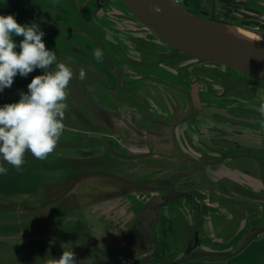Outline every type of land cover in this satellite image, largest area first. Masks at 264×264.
I'll return each instance as SVG.
<instances>
[{
	"label": "rangeland",
	"instance_id": "obj_1",
	"mask_svg": "<svg viewBox=\"0 0 264 264\" xmlns=\"http://www.w3.org/2000/svg\"><path fill=\"white\" fill-rule=\"evenodd\" d=\"M83 1L84 0H12L10 3L7 2V4H5L6 9L0 8V15H14L17 22L20 24H29L30 20V24L33 22L41 24L42 27H40V29L45 33L43 40L46 47L56 53L58 62H63L71 67L74 73L73 79L70 81L67 89V104H69V99L76 95L73 85L78 84L80 85L79 90L85 91V84L90 85L89 82L87 83L88 79H90V82L92 80L94 84L101 76H99L101 71L97 66H103L106 63L104 58L102 63H98L95 60L93 57V50L98 47L95 44L94 37H92L93 33L87 26L83 25V22L82 24L80 20L76 18L75 12ZM182 1L192 9L209 8L208 0ZM2 2L4 1L0 0V7H5ZM214 6L216 16L223 21L264 30V0H214ZM115 8L129 15L126 8L123 7L122 9V7L120 8L117 5ZM115 10L114 8L106 7L105 10H99L92 14L93 17L94 14L95 16L97 14L101 20H97L96 22L101 24L99 26H101L103 32H105L103 42L108 48L112 59L115 63L119 62L121 66L124 63L123 68L128 72L127 77L130 79H135V77L138 79L141 78L140 73L143 72L144 76H142V79L145 78L149 72H156L162 77V80H160L161 83H165V85H170L169 83H171L173 88L180 89L182 90L181 92L187 90L189 113L198 111L200 115L203 114V118L199 120H197L195 116L191 117V120H195L194 123L199 122L197 123V125L199 124L198 126L195 124V129H198L195 133L200 137H203L201 136L203 132H207L210 136H215L212 127L214 123L219 122H216L213 116H211L214 110L220 109L224 110L226 113L229 112V114L247 115L252 107L259 109L261 103H264L263 79L244 76L220 65H211L209 63L199 64V62H187L186 65H179L178 61L184 59V56L179 55L176 56V58H165V64L181 67L182 80L184 83H187L184 84L178 80V77L174 73L168 71L169 68L165 69L164 66L154 64L146 66L137 65L134 67L132 64H127V61H131L133 58V56H129V49L136 50L137 48L139 50L141 46H143L141 43L142 39L136 35L131 38L130 32H124V30L131 31L134 28L132 22H125L127 19H119L117 26L115 25L114 19H112V17L114 18L116 15L114 14V12H116ZM87 15L89 16L88 12L86 10L83 11V18H86ZM139 25L140 24H136L135 27ZM121 28L123 30H121ZM113 30L115 32H113ZM16 37L14 36L13 39L17 45H19L23 37ZM114 37L118 39L122 46ZM62 44L63 46H61ZM64 44L67 46H64ZM15 50L17 52L20 51L19 47ZM58 53L61 55H58ZM64 53L65 55H63ZM80 55L81 58L79 57ZM153 57L155 58L156 55L154 54ZM82 69L85 73H88L87 76L85 75L83 78L80 76ZM110 72L113 75L111 70ZM42 74V70L36 69L27 77L17 75L14 78L13 85L22 86L26 93L28 91L27 85L31 82L33 77ZM108 80V84H102L109 90L108 92L103 91V93H99L100 90H91V93L93 97L98 94L103 95V102L111 105L114 110H118L115 109L116 106L109 100V97L112 101L114 99L118 100L123 94V88L115 89V81L111 79ZM181 84H184L186 88L181 87ZM92 89H94V87ZM124 95L126 97L127 93H124ZM125 97L122 96L121 99L129 103L130 100H125ZM179 97L180 95L174 91L172 94L173 101L179 103L177 101L180 99ZM75 98L76 100L74 101H76L77 105L78 97L75 96ZM19 99L20 98L4 89L3 92H0V107L6 103L18 102ZM129 104L132 105L131 103ZM81 106L82 105H78L76 110L82 109ZM173 108L174 114L178 111L181 112L180 115L185 113V110H181L183 106L181 108L180 105L174 104ZM71 111L74 112L75 110L71 109ZM122 111L125 112V110ZM146 112L149 113L151 118H155L157 115L154 109ZM77 113L79 112L77 111ZM252 114L255 115L253 112ZM222 115L227 117L226 114ZM240 116H234V118L238 120L236 122L245 124L243 127L237 125V132L238 130L245 131L247 118L246 116ZM258 116L257 122L259 120L264 121V117L261 118L259 114ZM227 119L232 121L230 118ZM75 120H77L79 124H82V129L85 131V133H78V137L83 135L96 137L94 135V128L100 129L98 125L82 123L79 118ZM119 122L115 120L113 124L118 125ZM257 122L254 124L259 126ZM172 123L174 124L175 121H172ZM234 123L235 122L232 124L234 125ZM152 126L151 124L150 128H152ZM168 127L170 128L169 123ZM72 128V126L65 123V130L58 143L65 144L67 142H72L70 141L72 139L70 135V132L73 130ZM155 128L161 129L160 126H155ZM221 128H223L225 132H229L227 135L228 138L224 136L225 134L222 135L221 133L219 137L221 140L219 141L220 146H214V144L212 145L210 142L206 141H211L213 137H209V139L207 137L203 138V140L206 141L204 147L205 152L215 151L216 154L214 155L218 156L225 150H236L233 144L227 142V140L230 139L236 138V141L242 145L249 143L246 136L241 137L231 132L234 127L230 128L225 125L220 127V129ZM117 129L120 131L121 127H117ZM152 130L154 129L152 128ZM161 130L165 129L163 128ZM258 134L264 135V131ZM127 136L131 137L132 133L130 132ZM214 141L217 142L216 140ZM256 143L259 146L264 144L260 142ZM87 144L95 145L96 142L93 139H89ZM225 144L230 146H226ZM240 147L243 149L245 148L244 146ZM78 150L79 148L70 149L69 147L65 148L64 146H58L55 151L43 161L34 158L31 153H26V163L23 165L22 171L20 172H17L15 168L7 163L0 161V164L8 169L7 175H0V264H38L50 257L54 252H61L62 248L65 247L68 249L67 251L72 250L76 255V260L79 261L102 260L106 262H123L127 260V249L125 247H120L122 246V242L115 241L109 234V229L112 227L111 221L99 215H107L108 213H103L104 211H101V207L98 208L96 206L97 204L91 205V203L101 200L100 190L116 188L118 184L116 182L118 180L113 174L122 173L121 175L123 177L133 180H135L136 174L134 175L132 171L126 173L125 169L120 167V162L114 159L109 153L104 152L99 155L94 154L91 158L84 160L83 162L85 163L90 161V163L84 167V171H91L90 174L88 177H84L74 184H71L69 179H65L64 171H70L72 174L77 171L71 169L74 167V161L70 157L82 155ZM57 154L58 156L61 155L60 159L56 160L55 163H51V160L54 161ZM206 155L212 156L209 153H206ZM258 155L263 157L264 151L263 153H257V156ZM78 162H80V160ZM165 162L166 160H162L161 164H165ZM156 164L158 163L156 162ZM126 165L129 166V163ZM54 166L55 168L58 167L55 171H53ZM134 167L138 168V163H136ZM121 169L124 170V172ZM172 171L180 172L181 169L176 164H173ZM262 174L264 176V172ZM43 176L48 177L49 180L50 177L59 178L60 176L61 178V176H64L65 180L62 181L61 185L58 184V180L55 186H52L51 184L47 185L41 183L43 181ZM176 177L180 178V174L176 175L173 181L176 180ZM61 180L62 179H60V181ZM65 191H70L71 194L69 193V195H67L68 192L66 193ZM172 201L176 202V199ZM19 203L23 204V206H17ZM99 203L102 205V202ZM189 206H191V203ZM96 207L98 209H96ZM178 207L180 208L181 204H179ZM173 223H176V219H173ZM248 233L249 228L246 230V234ZM246 234L237 241L235 246H238L244 240ZM177 245L174 233L172 230L168 229V254H170ZM250 252L251 251L244 249L236 256L230 257V259L228 258V261L223 262L224 260H221L219 264H228V262H230L229 264L243 263L245 261H240L241 259L246 257L253 258ZM164 257H166V254H164Z\"/></svg>",
	"mask_w": 264,
	"mask_h": 264
},
{
	"label": "water",
	"instance_id": "obj_2",
	"mask_svg": "<svg viewBox=\"0 0 264 264\" xmlns=\"http://www.w3.org/2000/svg\"><path fill=\"white\" fill-rule=\"evenodd\" d=\"M88 1L89 0H84V2L79 6L76 18L80 20V22L87 24L88 27L94 30V33L92 32L93 33L92 37H94L95 44L97 45L98 48H101L104 51L105 53L104 56L108 61V64H110L111 68L113 69L115 77L117 78V84H115V89H119L121 87L123 88L125 86L124 84L125 79L119 67L113 63L108 48L104 44L98 29L96 28V26H94V24L90 22H85L81 18L80 15L81 10L88 3ZM118 1L129 12L130 19L132 20L133 18L136 23L140 24V26L142 25L141 27H143L145 32L150 34V37H152L154 43L165 45L169 48V52L167 55L159 54L158 52H156L155 55L156 56L159 55L158 60L156 61L158 65L163 64L162 61L164 57L176 58V56L181 55L184 56V59L178 61L180 62L178 63L180 65L181 64L186 65L187 62L190 63L199 62V64L209 63L211 65H220L223 67H227L229 70L236 71L237 73H240L244 76L264 80V30L218 21L214 19L213 15L211 16V18L197 16L191 13L190 11H188L187 9H185L184 7H182L176 0H118ZM157 7L160 9V11L155 10ZM140 38L141 39L145 38V35H141ZM140 49L142 50V48ZM135 53L139 54V51ZM87 74L88 73L86 72L85 75L87 76ZM88 82L90 83V85L85 84L86 87L85 91L79 90L80 85L78 84L73 85V89L76 95H74L73 98L69 99L68 102L69 110L66 112V120L64 122L67 125L72 126L73 127L72 129L81 130L78 131V133L80 132L85 133V131H83L82 129V124L81 123L79 124V122L75 120L78 118L82 121V123L88 124L87 121H90L92 125H98L100 129L94 128V130L97 131L96 133H94L96 137H92L95 139L94 140L96 142L95 145L87 144L88 140L86 135L78 137L77 143L74 142L72 139L70 140L72 142H67L65 144L58 143L57 147L64 146L65 148L69 147L70 149L79 148L78 152L82 153V155L70 157L74 161V167H72L71 169L77 171H75L72 174L70 171L65 170L64 171L65 179H69L71 181V184H74L76 181H79L84 177H88L91 171H84L85 170L84 167H86L87 164L90 163V161L87 163L83 161L91 158L94 154L99 155L100 153H104V152L109 153L114 157V159L120 162V167L121 168L123 167L126 173L128 171H132L134 175L136 174L137 176H139L137 177L135 175V180H133L130 178L123 177L121 175L122 173L113 174L114 177L118 180L116 182L118 183L116 188H110L109 190H103V189L100 190L99 193L101 200L91 203V205L97 204L96 206L99 208V206L101 205L99 202L105 204L108 201H113V199L115 200L119 199L120 201L126 200L125 204L129 203L132 206L131 210L134 212L133 220L131 221V223L129 224V226L122 235H114L111 230L112 227L111 229H109V234L111 235V238L114 239L115 241L117 240L122 242L121 243L122 246L120 247H125L127 249L126 255L128 256V258L123 262H108V264H151L154 262H156L154 264H174L179 261L190 258L225 260L227 258L237 255L241 250L245 248V246L252 239H254V237L258 236L259 234H264V225H256L250 227L249 233L246 234L244 240L238 246L234 245L220 250H213L207 248L195 250L199 242L198 222L201 214V204L198 201V199L195 197L193 193L189 192L187 189L179 187L176 182H175L176 184L172 182V184H170V186H167L166 188L160 187L159 189L161 190V192L159 194H153L155 187L152 186H154V184L160 183L161 181H164L165 179H168L169 175L171 174L169 173V171L172 170L169 169L170 167H166V164H161L162 160H168L169 158L166 152L160 151L159 149L160 146L158 147L159 139H156L154 137L156 135L158 136L159 133L163 134L165 132L152 130V128L148 126L149 122L147 123L146 126H141L140 128H136L133 125V122H129V123L119 122L120 123V124L118 123L119 126L114 125L113 121H115V119L113 120V118H115L116 115L120 114L119 109L121 108L120 104L119 105L117 104L118 100L117 99L113 100L114 102H116L115 105L116 107L115 106L114 107L115 109L118 110H114L112 106H109L111 108H108L109 104L104 103L100 99L101 94H98L95 97H93L91 90L98 91L100 90L98 88H104L106 91L109 90L106 89L102 84H98V82H95L93 84V81L91 80L90 82V79H88L87 83ZM141 85L144 86V84ZM93 87L94 89H92ZM5 89L18 98H20V92L21 91L24 92L23 87L17 85H12L10 88H5ZM99 93L101 92L99 91ZM75 96L78 97L77 105H76V101H74L76 100ZM122 96L125 97L124 94H122ZM134 97L140 98L137 95H135ZM131 98L132 97L126 95L125 100L128 101L129 99L130 100L129 103H131L132 105L124 101L126 107L122 109L125 110V112L121 110L122 112L121 115L130 117L129 115L132 116L134 113L141 112L142 114H144L142 115L144 118H149L150 115L148 112H146L148 111L147 106L143 104V102L135 104L131 101L132 100ZM99 100H101L102 102H100ZM109 100L112 102L110 97ZM188 103H189V99H188ZM78 105H82L81 106L82 109L76 110V107ZM155 107L157 108L156 109L157 115L155 118L152 119H156L158 121L159 123L158 126L162 124L164 126H160L161 128H164L166 130L174 129L176 127L175 125H177L178 122H175L173 124L172 123L173 120L171 121V118L174 116L177 117L179 115L178 114L179 111L176 112L175 114L174 112H172L173 115L171 117L165 116L164 118L162 115L158 114V113H162L160 111L161 108H159V106L157 105H155ZM188 108H189V104H188ZM71 109L72 110L74 109L75 111L72 112ZM77 111L79 113H77ZM88 112L95 113L96 117L93 115H92L93 117H91V115H89ZM248 113L247 115L246 114H240V115L246 116L247 118L246 121L251 119V121L255 122L258 120L259 118L258 114L260 115L259 111L254 113L255 115L253 117L256 118H252L251 116H249V115H253L252 112L250 114ZM222 114H226L227 117H224V115ZM185 115L186 116L190 115L189 110L185 112ZM240 115L229 114V112L226 113L224 112V110H220V109L214 110L213 114H211V116H213V119H215L216 122L217 121L220 122L221 125L220 127L227 125L230 128L233 127L236 128V130L238 128L237 125L243 127L245 124V123L236 122L238 120L235 119L234 116H240ZM227 118L232 119V121L228 120ZM233 122H235L234 125L232 124ZM168 123L170 128L168 127ZM217 124L219 123H214V126L211 125L213 126L212 128L214 129L219 128V131L222 133V135L225 134L224 136L228 138L227 137L228 133H224L223 128L220 129V127ZM117 127H121V130L119 131ZM107 129H109L110 131ZM142 129H147V131L146 130L144 131ZM233 129L232 131H234ZM150 130L154 132L148 133V131ZM130 131L131 133L133 131L136 132L137 133L136 136H131V137L127 136L128 134H130ZM221 133H217V134L219 135ZM162 137H163L162 140L165 141L164 135H162ZM144 138L148 139L149 142H147V144L141 142ZM215 139L216 138L213 137L211 141L214 142ZM216 140L221 141L219 139ZM227 142L231 144L229 140H227ZM215 143L216 142H214L213 144ZM118 145L119 147H121L120 145H122L123 148L117 149L116 146ZM225 145L230 146L227 144ZM105 146H108L107 151L106 150L103 151L104 149H106ZM252 151H255L253 153L261 152L264 151V147L256 148L253 149ZM58 154L54 159V161L51 160V163H55L56 160L60 159L61 155L58 156ZM212 156L215 157L214 160L212 161L206 160L203 163L208 166H213V165L215 166L220 161H222V158L220 157L221 155L215 156L213 154ZM247 156L249 158H254L257 160L256 156L254 157V155L252 156L251 154H247ZM79 160L80 162H78ZM156 162L158 164H156ZM128 163L129 166L126 165ZM136 163H138V168L134 167ZM57 168H55L54 166L53 171H55V169ZM122 171L124 172V170ZM183 172L184 170L182 171L181 169L180 172L176 171L173 173L175 176L178 174H180L181 176ZM59 178L50 177L49 180L48 177L43 176V181L41 183L47 185L51 184L52 186H55L56 182H58L59 180L58 184L61 185L62 181H64L65 179L64 176H61L60 178L62 179L61 181ZM67 192H66L67 195H69L70 191ZM148 195L150 196L148 197ZM177 197L189 198L193 200L195 204L196 211L192 223L193 236L190 237L187 241V244L183 252L184 256H181L175 260L172 259L162 260L160 258L153 256V252L155 248H157V244L152 238V231L154 224L156 222V218L160 206L165 202ZM17 206L22 207L23 204L19 203ZM97 207L96 209H98ZM99 215L106 219L108 217L107 215H103V214H99ZM115 223L116 222H113L112 224ZM152 249L153 251H151ZM67 250L68 249L66 247L62 248L61 252L59 253L54 252V254H52L50 257L44 259L38 264H46V261L50 258L59 259V257L63 254V251H67ZM192 251L194 252L191 254ZM91 261L94 260H88V261L77 260V264H86Z\"/></svg>",
	"mask_w": 264,
	"mask_h": 264
},
{
	"label": "crops",
	"instance_id": "obj_3",
	"mask_svg": "<svg viewBox=\"0 0 264 264\" xmlns=\"http://www.w3.org/2000/svg\"><path fill=\"white\" fill-rule=\"evenodd\" d=\"M121 98L122 96L117 102L121 106L119 111L126 107L124 100ZM112 103L116 105V102L112 101ZM109 106L111 105H108V108H111ZM121 113L116 115L113 120L133 122L136 128L146 126L148 122V126L151 127L152 124L153 129L159 125L156 119L144 118L142 116L144 114L141 112L134 113L132 116L129 115L130 117L123 116ZM180 113L179 111L177 117L171 118V121L178 122L171 133H168V130L165 129V133H159L158 136L154 137L159 139L158 147L160 146V151H164L168 155L169 159L165 162L166 167L172 169L173 164H176L184 172L180 178L176 177V180L173 181L175 175L170 170L169 178L157 183L158 187L154 188V193L159 194L161 192L160 187L166 188L172 182H176L179 187L187 189L198 199L201 204V214L198 222L199 242L195 250L203 248L220 250L234 246L246 234L248 228L264 225V176L262 174L264 166L259 163L263 159L260 156L261 154L258 155L259 157L257 156V153H263V151L253 153L256 150L252 151V149L249 152L248 149L241 147L234 148L236 150L228 149L221 154L222 161L215 166H208L203 162L206 160L212 161L215 157L207 156L206 153L211 155L216 153L215 151L205 152L200 142L201 138L215 136H209L205 132L204 135L201 134L203 137H200L195 133L198 130L195 129V124L198 126L197 123L199 122L194 123L190 115L199 120L203 118V114L200 115L198 111L190 113L189 116H186L185 113L180 115ZM142 130L147 131V129ZM154 130L159 131L161 129L155 128ZM136 134V132H132V136H136ZM162 135H164L165 141L162 140ZM177 141L180 147L177 146ZM247 154L255 155L258 160L249 158ZM174 199H176V202L172 199L160 207L152 231V238L157 246L162 237L165 242V254L168 257H161L162 260H175L184 256L183 252L187 241L193 236L192 223L196 211L193 200L185 197ZM125 203L126 200L113 199V201H108L99 206L101 211H104L103 213H108L107 219L112 223L116 222L115 224L111 223V230L114 235H122L134 218V212L131 210L132 206ZM190 203L191 206H189ZM179 204H181L180 208L178 207ZM173 219H176L175 224ZM168 229L172 230L178 244L174 248L175 250L169 252L170 254L167 250ZM244 249L251 251L250 254L253 255V258H243L240 261L245 262H240V264H264V234L254 237ZM225 261H228V258L223 262ZM219 263H221L219 259L190 258L174 264Z\"/></svg>",
	"mask_w": 264,
	"mask_h": 264
},
{
	"label": "clouds",
	"instance_id": "obj_4",
	"mask_svg": "<svg viewBox=\"0 0 264 264\" xmlns=\"http://www.w3.org/2000/svg\"><path fill=\"white\" fill-rule=\"evenodd\" d=\"M155 10L160 11L158 7ZM14 36L23 37L19 45ZM44 36L38 23L20 24L14 15H0V92L10 88L17 75L27 77L36 69L43 72L33 77L26 93L20 92L18 102L0 107V161L17 172L26 163V153L46 160L65 130L67 89L74 73L57 61L56 53L46 47ZM104 55L101 48L93 50L98 63L103 62ZM80 76H85L83 69ZM258 111L264 117V103ZM7 174L8 169L0 164V175ZM46 264H77L76 255L72 250L63 251L59 259L50 258Z\"/></svg>",
	"mask_w": 264,
	"mask_h": 264
},
{
	"label": "flooded vegetation",
	"instance_id": "obj_5",
	"mask_svg": "<svg viewBox=\"0 0 264 264\" xmlns=\"http://www.w3.org/2000/svg\"><path fill=\"white\" fill-rule=\"evenodd\" d=\"M176 1L182 7H184L185 9H187L188 11H190L191 13H193V14H195L197 16H201V17H205V18H211V16L213 15L215 20L223 21L220 18H218L216 16V14H215L214 0H208V3H209L208 7L209 8H207V9H203V8L202 9H195V8L192 9V8L188 7L182 0H176ZM116 5L119 6L120 8L122 7V9H123V6L116 0H89L88 3L81 10V14L80 15H81V18L85 22H90V23L94 24V26H96V28L98 29L99 34H100V36H101V38L103 40L105 32H103V29L101 28V26H99L101 24L99 22H96L97 20H99V21H101V20L97 16V14H96V16L94 14V17L92 16V14L95 13L96 11L98 12L99 10H105L106 7L107 8L116 9L115 10L116 12H114V14H116V15H115L114 18L112 17V19H114V23H115L116 26H117V22L119 21V19H121V20L127 19L125 21H130L134 25L133 30H131V31L124 30V31L130 32V34H131L130 37L131 38H133L134 34H137L136 36H138L139 38H140L141 35H145V38H143L141 40V43L143 44V46H141L142 50L141 49H139V50L138 49L129 50L130 51L129 52L130 55L129 54L128 55L129 56H133V58L132 59L129 58V59H131V61L128 60L127 64H132L134 67L137 66V65H139V66H146V65H150V64L151 65H154V64L158 65V63L156 61L158 60L159 55L154 58L153 57L154 54H156V52H158L159 54L167 55L168 52H169V48L167 46H165V45L154 43V41L152 40V37H150V34L145 32L143 27H141L140 25L138 27H135V25L138 24V23H136L133 18L131 20L130 16L128 14H125L120 9L115 8ZM78 8H79V6H78ZM78 8H77V10L75 12L76 16H77ZM85 10L88 12L89 16L87 15L88 17L86 16V18H83L82 13ZM195 12H197V13H195ZM223 22H226V21H223ZM83 25L87 26V24H85V23ZM88 28L94 33V30L92 28H90V27H88ZM113 28H115V27H113ZM117 29H119V28H117ZM121 30H123V29L121 28ZM140 30H142V31H140ZM113 32H115V31L113 30ZM115 39L118 41L117 38H115ZM118 43L122 46V44L119 41H118ZM61 46H63V44ZM64 46H67V45L64 44ZM137 51H139V54L135 53ZM58 55H61V54L58 53ZM63 55H65V53ZM79 57L81 58V55ZM165 58H168V57H164L163 58V61H162L163 64L160 65V66H164L165 69L169 68L168 71H170L171 73H174L178 77V80L183 82V80H182L183 76H182L181 67H174L171 64H168V65L165 64V62H164ZM90 59H92V58H90ZM104 59H105V62L107 63V65L105 63L103 66H97L100 69V71H101L100 72L101 74L99 73V76L100 75L101 76L98 78V80L96 82H98V84H108V82H107V81H109L108 79H111V80L115 81L114 84H117V78L115 77L113 69L111 68L110 64H108V61L106 60L105 56H104ZM92 60H94V59H92ZM112 61H113V63L116 66L119 67V69L121 70V73H122V75H123V77L125 79V82H124L125 86L123 87V92L122 93L123 94L127 93L128 96L132 97L131 101L133 103L136 104V103H140V102L142 103L143 102V104H145L147 106L148 111L151 110V109H154L156 111L157 108L155 107V105H157V106H159V108H161L160 111L163 113V114L162 113H158V114L162 115L164 118H165V116L171 117L173 115L172 112L174 111V108H173L174 104H178V106L180 105L181 108L183 106V109H181V110L182 111L185 110V112H187L188 104H189L188 103V96H187L188 91L187 90H184L183 92H181L182 90L177 89V88H173L172 84L168 82V79H167V82L170 85H165V83H161L160 80H162V77H160V75L158 73H156V72H153V73L149 72L148 75L145 77V78H148V79H145V78L142 79V76H144V72L140 73L141 74V78L138 79L137 77L134 76L135 79H130L129 77H127L128 76V72H126L124 70V68H123L124 67V63L121 66L118 61H117L118 63H115V61L113 59H112ZM178 63H180V62H178ZM165 65H167V66H165ZM108 68L113 72V75H112V73L110 72V70ZM180 72H181V74H180ZM140 79H142V80H140ZM165 81H166V79H165ZM141 84H144V86L141 85ZM184 84H187V83H184ZM184 84H181V87L186 88V86ZM98 89H100L101 93H103V91H106L104 88H98ZM174 91L180 95V97H179L180 99L177 100L179 103H176L175 101H173L172 94L174 93ZM106 92H108V91H106ZM135 95L139 96L140 98H135L134 97ZM102 96L103 95L100 96V99L103 101ZM101 100H99V101L102 102ZM161 104H162L163 107L161 106ZM257 111H258V109L255 108V107H252L250 109V112H253V113H256ZM89 115H91V117H93L96 114L91 112V113H89ZM249 116H251L252 118H256V117H253L254 115H249ZM190 118H191V115H190ZM192 121L194 122V120H192ZM87 122H88V125L92 124V123H90V121H87ZM256 122L257 121H255V122L251 121V119L247 120L246 121V125H245V131L238 130V132H237L236 128L233 129L234 131H231L235 135H239L241 137L246 136V139L249 141V143L247 142L248 144L242 145L241 143L236 141V138L229 140L231 142V144H233L234 147L244 146L246 149H248L249 152H251L252 149L264 147V144H262V143H264V135H259L258 134L261 131H264V121H258L257 123H259V126L254 124ZM217 125L220 127V122ZM160 126H164V125L160 124ZM107 130H109V129H107ZM78 131H81V130L73 129L70 132L72 140L74 142H76V143H77V140H78V136H77L78 135ZM159 131L165 132V130H159ZM172 131H173V129H169L168 133H171ZM96 132L97 131H95V133ZM153 132L154 131H152V130L148 131V133H153ZM223 132L229 134L228 131L227 132L223 131ZM204 133L205 132H203L202 135H204ZM213 133L215 134L216 139H219L220 134L219 135L217 134V133H221L219 131V128H215L213 130ZM216 134L218 136H216ZM86 137H87L88 140L89 139L95 140L94 138H92L90 136H86ZM207 138L209 139V137H207ZM203 141H204L203 138H201V142L200 143H201V147L202 148L205 147V142L206 141L210 142L212 145L215 142V141L213 142V141L206 140L203 143ZM141 142H143L144 144H147V142H149V141H148L147 138H144ZM256 142H260L262 145L259 146ZM233 145H231V146H233ZM120 146L121 147H119V145H118V146H116V148L117 149L118 148L122 149L123 146L122 145H120ZM177 146L180 147V145L178 144V141H177ZM184 146L186 147V145H184ZM214 146H220V142L217 141L214 144ZM105 148L106 149H104L103 151H105V150L107 151L108 150V146H105ZM256 158L258 160V157H256ZM262 158H263L262 161H260L259 163H261V166H264V155H263ZM152 187H158V185L154 184V186H152ZM153 194H155V193H153ZM149 196L150 195H148V197ZM163 205L164 204H162L161 206H163ZM169 229H171V227H169ZM164 246H165V242H163V237H162V239H160V241L158 242L157 248H155V250L153 252V256H155L157 258H161V257L163 258L164 254H165V247ZM151 251H153V249ZM166 257H168V256H166ZM86 264H108V262L100 261V260H94V261H91V262L86 263Z\"/></svg>",
	"mask_w": 264,
	"mask_h": 264
},
{
	"label": "trees",
	"instance_id": "obj_6",
	"mask_svg": "<svg viewBox=\"0 0 264 264\" xmlns=\"http://www.w3.org/2000/svg\"><path fill=\"white\" fill-rule=\"evenodd\" d=\"M2 1H4V2H2L3 3V5H5V4H7V2H9L10 3V1H12V0H2ZM0 8H3V9H6V5H5V7L3 6V7H0ZM28 24V23H27ZM29 24H30V22H29ZM40 25V27H42L41 26V24H39ZM16 37V36H15ZM17 38V37H16Z\"/></svg>",
	"mask_w": 264,
	"mask_h": 264
}]
</instances>
